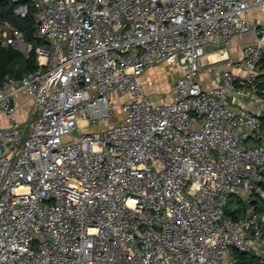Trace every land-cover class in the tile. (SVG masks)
<instances>
[{
  "label": "built area",
  "instance_id": "built-area-1",
  "mask_svg": "<svg viewBox=\"0 0 264 264\" xmlns=\"http://www.w3.org/2000/svg\"><path fill=\"white\" fill-rule=\"evenodd\" d=\"M11 1L44 43L0 25L4 45L37 54L0 84V264H239L251 244L264 264V214L227 213L264 192V21L246 15L264 0ZM238 35L253 42L236 59ZM157 63L182 71L168 103L139 80ZM113 95L127 96L115 124Z\"/></svg>",
  "mask_w": 264,
  "mask_h": 264
},
{
  "label": "trees",
  "instance_id": "trees-1",
  "mask_svg": "<svg viewBox=\"0 0 264 264\" xmlns=\"http://www.w3.org/2000/svg\"><path fill=\"white\" fill-rule=\"evenodd\" d=\"M26 2L30 4L28 0ZM16 5L17 2L11 0H0V25L7 22L12 26L20 28L24 32L27 41L33 45L44 43L43 40L35 37L34 10L30 8L28 14L25 17H21L14 12ZM36 67L37 54L34 50L30 52L29 57H25L21 51L10 45H4L0 39V84L8 76H16L18 70L26 74ZM261 68L263 72L260 75V85L264 88V54ZM261 119L264 124V116ZM256 197V200L253 201V207L258 213L264 214V202L258 203V199L262 197L259 194ZM231 202L235 205V209L229 204L227 207L228 214H232L236 219L247 215L249 210L240 197H235ZM237 256L239 264H262L259 256H253L249 252H238Z\"/></svg>",
  "mask_w": 264,
  "mask_h": 264
},
{
  "label": "crops",
  "instance_id": "crops-1",
  "mask_svg": "<svg viewBox=\"0 0 264 264\" xmlns=\"http://www.w3.org/2000/svg\"><path fill=\"white\" fill-rule=\"evenodd\" d=\"M264 21V15L263 19ZM245 36V35H242ZM248 36H246L247 38ZM253 40V37H251ZM250 42L240 45L238 47H235L234 45L230 44V54L232 57L238 59L241 58L244 53L243 50L246 47L247 44ZM219 56L215 55L212 56V58L217 59ZM213 59V60H214ZM227 65L225 62H220L218 64L219 68H225ZM238 71V70H235ZM182 71L180 69V66L178 64H167V63H157L149 67L140 77L139 80L144 85L145 90L147 91L148 95L150 97L155 98L156 92L160 93L161 91H155L156 88H164L169 90L168 93L171 96L170 99L172 100L175 89L174 85L177 81V79L180 77ZM214 76H213V75ZM216 70L213 66L210 65V67L203 70L201 74V80L203 81L204 85L207 87L212 86L216 83ZM211 75V76H210ZM152 99V98H151ZM153 100V99H152ZM166 100H168V95L166 97ZM170 100V101H171ZM156 102L155 100H153ZM168 103V102H167ZM15 105L18 107L17 111L14 114V118L19 121H25L28 119L30 115V111L32 108V102L28 99L27 95L25 93H21L17 96L15 100ZM10 125V118L9 116L2 112L0 110V128L8 127Z\"/></svg>",
  "mask_w": 264,
  "mask_h": 264
},
{
  "label": "rangeland",
  "instance_id": "rangeland-1",
  "mask_svg": "<svg viewBox=\"0 0 264 264\" xmlns=\"http://www.w3.org/2000/svg\"><path fill=\"white\" fill-rule=\"evenodd\" d=\"M246 15L253 21V22H259V21H263L261 19H263V15H264V12H261V10L257 7H254V8H251L247 13ZM246 36H248L246 38ZM248 42H253V40L251 39V37L249 35H245V36H235L233 37L232 41H231V44L234 45L235 47H238V46H242ZM213 75V74H212ZM211 76V75H210ZM214 76V75H213ZM155 91H161L160 93L156 92V96L155 98L151 97L153 100H155L156 102L155 103H167V102H170V93H168L169 90L167 89H164V88H156ZM168 95V100H166V97ZM126 98L127 96H116V95H113L112 98H111V102L113 103V109L115 111V115H114V119H113V123H118L120 121L123 120L124 118V114H123V109H122V106L123 104L125 103L126 101ZM152 100V101H153ZM112 123L108 122V123H105L106 126L110 125ZM99 126H97L96 124L92 125L89 129L91 130H95V129H98ZM65 140H70L72 141L74 139V136L72 135H67L64 137ZM235 198V196H232L231 199H230V205H232V207L234 206L233 202H231L233 199ZM257 197H255V200H256ZM262 199V198H261ZM258 199V203H262L264 201V199Z\"/></svg>",
  "mask_w": 264,
  "mask_h": 264
},
{
  "label": "water",
  "instance_id": "water-1",
  "mask_svg": "<svg viewBox=\"0 0 264 264\" xmlns=\"http://www.w3.org/2000/svg\"><path fill=\"white\" fill-rule=\"evenodd\" d=\"M25 1H27V0H25ZM16 77L19 78V79H21L23 77V73L20 70H18L17 71V74H16ZM75 133H77V130L75 131ZM261 173L264 174V168L261 169ZM260 183H261V181H258V184H260ZM256 192L262 198L264 197V192L262 191L261 188H259ZM252 199H253L252 195H249V196H246V197L243 198V203L246 205V207L248 209H250L252 207V205H253ZM248 252L251 255L256 256L257 255V247L254 244H251Z\"/></svg>",
  "mask_w": 264,
  "mask_h": 264
}]
</instances>
